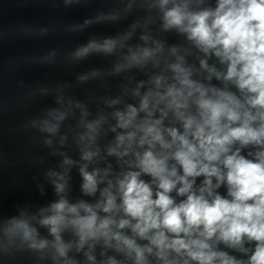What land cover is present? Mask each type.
<instances>
[{"label":"clouds","instance_id":"9594fccd","mask_svg":"<svg viewBox=\"0 0 264 264\" xmlns=\"http://www.w3.org/2000/svg\"><path fill=\"white\" fill-rule=\"evenodd\" d=\"M133 4L158 13L160 31L183 35L186 45L153 35L156 17L148 15L66 54L69 64L113 58L107 72L78 75L80 84L151 71L130 89L136 103L106 99L115 110L94 119L86 104L64 94L70 85H57L56 106L23 126L46 134V147H53L48 137L63 147L68 136L61 128L79 109L73 140L80 155L77 161L53 149L63 157L60 170L45 175L57 198L35 212L18 207V214L0 217V254L29 251L52 264H81L70 253L86 264H264V0H128L124 15ZM121 18L115 9L101 12L66 31ZM137 28L140 42L132 43ZM194 55L198 67L189 63ZM56 56L51 50L36 62L52 65ZM102 132L114 134L103 149ZM72 167L81 194L93 202L69 199Z\"/></svg>","mask_w":264,"mask_h":264},{"label":"water","instance_id":"95a60500","mask_svg":"<svg viewBox=\"0 0 264 264\" xmlns=\"http://www.w3.org/2000/svg\"><path fill=\"white\" fill-rule=\"evenodd\" d=\"M127 2L128 0H81L78 4L65 5L64 0H0V217L18 214V207L28 206L30 212H35L57 198L45 175L49 169L60 170L63 157L52 155L53 149L79 160L80 154L73 140L77 131L79 109H73V115L61 128V133L68 136L63 147L58 143V137H48L53 140V147H46L43 144L46 134L31 127L25 131L23 127L30 119L40 116L45 109L56 106L57 85H70L63 90L64 94L86 104L91 112L89 119H94L98 114L108 115L115 110L105 104L106 99L122 98L125 103H136L131 97L130 89L135 86L136 81L147 79L146 73L151 71L132 70L119 75H104L80 84L77 81L78 75L95 69L107 72L112 67L113 58L92 55L82 62L69 64L65 62L68 52L90 38L123 33L134 21H143L148 15L156 17L150 26L153 35L165 40L167 45H186L183 35L175 31H160L158 13L155 11L148 13L133 4V10L124 15L123 9ZM208 2L214 5L215 0ZM114 9L121 12V19L93 23L81 32L66 31L69 25L82 24L86 19L95 18L98 13H108ZM41 28H48V33L37 35ZM142 30L137 28L132 43L140 42L138 37ZM51 50L57 52L55 64L36 62ZM196 55L188 60L198 67ZM130 76L135 77L131 82L128 79ZM213 83L218 82L213 80ZM122 85L129 89L128 95H124ZM39 87H46L50 91L47 95H42L36 91ZM121 107L123 104L115 106ZM109 121L115 122L110 116ZM113 135L110 132L107 136L101 133L98 144L102 149L112 140ZM108 159L115 166L114 158ZM80 184L78 168L72 167L69 199L73 202L77 199L93 202L95 198L81 194ZM221 192H224L223 188ZM40 231L41 235L47 236L45 229ZM69 238L70 236H65V239ZM98 253L99 249V259ZM70 255H75L81 264H86L82 255ZM109 255L114 253L109 252ZM0 264L52 262L50 258L40 260L37 254L24 251L14 252L13 255L0 254Z\"/></svg>","mask_w":264,"mask_h":264}]
</instances>
